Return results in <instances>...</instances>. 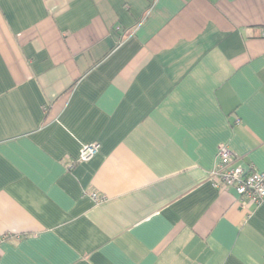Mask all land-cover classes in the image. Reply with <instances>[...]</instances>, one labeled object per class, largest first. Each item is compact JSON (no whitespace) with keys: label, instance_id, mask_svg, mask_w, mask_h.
<instances>
[{"label":"crops","instance_id":"1","mask_svg":"<svg viewBox=\"0 0 264 264\" xmlns=\"http://www.w3.org/2000/svg\"><path fill=\"white\" fill-rule=\"evenodd\" d=\"M219 144L264 172V0H0V264H264Z\"/></svg>","mask_w":264,"mask_h":264},{"label":"built area","instance_id":"2","mask_svg":"<svg viewBox=\"0 0 264 264\" xmlns=\"http://www.w3.org/2000/svg\"><path fill=\"white\" fill-rule=\"evenodd\" d=\"M99 147L97 142L82 144L74 163L89 160L98 152ZM209 180L214 188L233 187L241 202L258 205L264 200V172L246 171L234 164L232 152L226 144L217 146L216 161L210 171ZM90 196L96 202L104 199L95 193Z\"/></svg>","mask_w":264,"mask_h":264}]
</instances>
